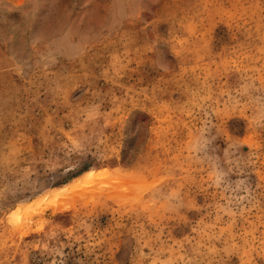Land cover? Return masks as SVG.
<instances>
[{
	"label": "rangeland",
	"instance_id": "1",
	"mask_svg": "<svg viewBox=\"0 0 264 264\" xmlns=\"http://www.w3.org/2000/svg\"><path fill=\"white\" fill-rule=\"evenodd\" d=\"M0 264H264V0H0Z\"/></svg>",
	"mask_w": 264,
	"mask_h": 264
},
{
	"label": "bare ground",
	"instance_id": "2",
	"mask_svg": "<svg viewBox=\"0 0 264 264\" xmlns=\"http://www.w3.org/2000/svg\"><path fill=\"white\" fill-rule=\"evenodd\" d=\"M91 172V171H90Z\"/></svg>",
	"mask_w": 264,
	"mask_h": 264
}]
</instances>
